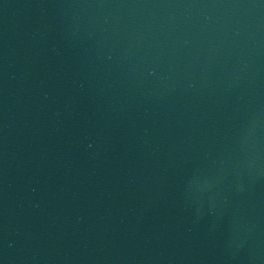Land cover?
<instances>
[{"label": "water", "instance_id": "obj_1", "mask_svg": "<svg viewBox=\"0 0 264 264\" xmlns=\"http://www.w3.org/2000/svg\"><path fill=\"white\" fill-rule=\"evenodd\" d=\"M0 264H264V0H0Z\"/></svg>", "mask_w": 264, "mask_h": 264}]
</instances>
